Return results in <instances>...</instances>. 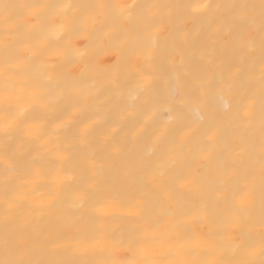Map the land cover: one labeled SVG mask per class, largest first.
<instances>
[{"label": "snow or ice", "instance_id": "obj_1", "mask_svg": "<svg viewBox=\"0 0 264 264\" xmlns=\"http://www.w3.org/2000/svg\"><path fill=\"white\" fill-rule=\"evenodd\" d=\"M0 264H264V0H0Z\"/></svg>", "mask_w": 264, "mask_h": 264}, {"label": "bare ground", "instance_id": "obj_2", "mask_svg": "<svg viewBox=\"0 0 264 264\" xmlns=\"http://www.w3.org/2000/svg\"><path fill=\"white\" fill-rule=\"evenodd\" d=\"M7 2L10 3H26L29 2V0H7ZM125 2H131V0H125ZM178 59V58H177ZM105 62H109V58H105ZM256 75H259V66H256L255 69ZM227 102L229 105H231L232 100L231 97L227 94L224 95L223 100H219L217 102V110L221 113L224 112V104ZM25 151H31L32 154H35V151L32 146H25ZM257 151H258V138H257ZM54 167V165H50ZM48 191L47 185H42L36 189L34 193H30V198L34 200H39L43 197L44 194H46ZM137 209L132 205L127 206H112V205H106L104 206V212L102 219L98 220L97 223L99 224H106L110 226H115L123 223H129L130 221L122 220L121 217H131L136 213ZM122 255L131 256V253H122Z\"/></svg>", "mask_w": 264, "mask_h": 264}]
</instances>
